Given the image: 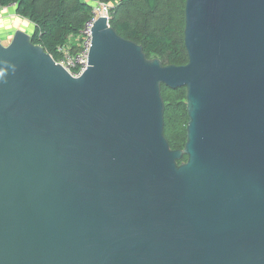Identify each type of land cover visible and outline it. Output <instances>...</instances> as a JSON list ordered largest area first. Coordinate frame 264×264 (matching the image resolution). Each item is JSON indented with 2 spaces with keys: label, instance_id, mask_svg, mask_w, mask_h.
<instances>
[{
  "label": "water",
  "instance_id": "95a60500",
  "mask_svg": "<svg viewBox=\"0 0 264 264\" xmlns=\"http://www.w3.org/2000/svg\"><path fill=\"white\" fill-rule=\"evenodd\" d=\"M184 21L165 66L99 15L79 77L0 38V264H264V0ZM162 85L186 90L182 149Z\"/></svg>",
  "mask_w": 264,
  "mask_h": 264
},
{
  "label": "trees",
  "instance_id": "16d2710c",
  "mask_svg": "<svg viewBox=\"0 0 264 264\" xmlns=\"http://www.w3.org/2000/svg\"><path fill=\"white\" fill-rule=\"evenodd\" d=\"M186 0H0V9L14 7L15 14L33 24L31 42L41 46L57 61L59 49L76 48L84 24L94 6L107 8L109 25L124 39L143 48L148 59L163 65L183 66L188 57L184 47ZM94 4V5H93ZM164 101V136L173 150L186 142L188 115L186 90L161 86ZM186 161L183 156L178 163Z\"/></svg>",
  "mask_w": 264,
  "mask_h": 264
},
{
  "label": "built area",
  "instance_id": "2783aa9c",
  "mask_svg": "<svg viewBox=\"0 0 264 264\" xmlns=\"http://www.w3.org/2000/svg\"><path fill=\"white\" fill-rule=\"evenodd\" d=\"M102 9L107 10L105 6H102ZM97 17L96 9V13L93 11L91 19L80 30L74 51L70 47L59 49L60 57L55 62L61 65L73 77H79L87 68L88 52L91 44V27Z\"/></svg>",
  "mask_w": 264,
  "mask_h": 264
},
{
  "label": "crops",
  "instance_id": "0c3cea01",
  "mask_svg": "<svg viewBox=\"0 0 264 264\" xmlns=\"http://www.w3.org/2000/svg\"><path fill=\"white\" fill-rule=\"evenodd\" d=\"M0 10L1 11L4 10V11L9 12V15L3 16L4 19L0 18V30H2V33H0V38L2 39L3 42L7 43L10 40L12 34L17 29L23 30L24 32H26L28 34L33 33V29H34L33 24L29 20L17 16L15 14L13 6H10V7H7V8H3V9H0ZM13 17H15L14 20H17L16 24H19L20 27L14 28L15 24H13V21H14V20H12ZM26 23H29L30 26L27 27Z\"/></svg>",
  "mask_w": 264,
  "mask_h": 264
},
{
  "label": "rangeland",
  "instance_id": "374dc122",
  "mask_svg": "<svg viewBox=\"0 0 264 264\" xmlns=\"http://www.w3.org/2000/svg\"><path fill=\"white\" fill-rule=\"evenodd\" d=\"M93 5H94V4H93ZM98 7H99V5H95V6H94V11H95V13H96V9H97ZM11 12H12V11H11ZM5 15H9V12L4 11V10H3V11L0 10V18H1V19H4L3 16H5ZM12 15H13V14H12ZM98 15H104V16H107V17H108L107 10L102 9V7H101L100 11L98 12ZM14 19H15V17L12 18V20H14ZM16 21H17V20H14V21H13V24H15V25H14V28L20 27L19 24H16ZM26 24H27V25H26L27 27L30 26L29 23H26ZM0 31H1L0 33H2V30H0ZM30 34H32V33H30ZM3 39H4V38H3ZM4 43H6V42H4ZM75 43L77 44V40H76Z\"/></svg>",
  "mask_w": 264,
  "mask_h": 264
},
{
  "label": "bare ground",
  "instance_id": "6f19581e",
  "mask_svg": "<svg viewBox=\"0 0 264 264\" xmlns=\"http://www.w3.org/2000/svg\"><path fill=\"white\" fill-rule=\"evenodd\" d=\"M100 9H101V8H97V16H99V15H98V12L100 11Z\"/></svg>",
  "mask_w": 264,
  "mask_h": 264
}]
</instances>
